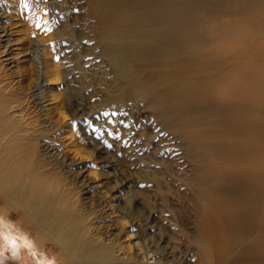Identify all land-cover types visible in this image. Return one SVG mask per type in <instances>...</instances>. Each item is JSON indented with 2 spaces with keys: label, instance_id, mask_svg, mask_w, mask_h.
<instances>
[{
  "label": "rangeland",
  "instance_id": "374dc122",
  "mask_svg": "<svg viewBox=\"0 0 264 264\" xmlns=\"http://www.w3.org/2000/svg\"><path fill=\"white\" fill-rule=\"evenodd\" d=\"M97 2L0 0V121L29 162L0 191V264H199L198 163L179 127L121 94L159 67L137 40L120 52L130 39L106 38Z\"/></svg>",
  "mask_w": 264,
  "mask_h": 264
},
{
  "label": "bare ground",
  "instance_id": "6f19581e",
  "mask_svg": "<svg viewBox=\"0 0 264 264\" xmlns=\"http://www.w3.org/2000/svg\"><path fill=\"white\" fill-rule=\"evenodd\" d=\"M94 9L103 11L107 39L115 31L130 39L120 52L137 40L145 61L159 67L121 94L138 93L179 127L198 163L199 264H264V0H98ZM7 133L0 121V166L11 169L0 176V191L8 195L20 180L16 164L29 162ZM35 195L47 201L42 189ZM28 207L46 215L39 202ZM5 238L17 248V238ZM150 257L157 254L142 264L163 262L146 263Z\"/></svg>",
  "mask_w": 264,
  "mask_h": 264
},
{
  "label": "clouds",
  "instance_id": "9594fccd",
  "mask_svg": "<svg viewBox=\"0 0 264 264\" xmlns=\"http://www.w3.org/2000/svg\"><path fill=\"white\" fill-rule=\"evenodd\" d=\"M52 264H55V261H52Z\"/></svg>",
  "mask_w": 264,
  "mask_h": 264
}]
</instances>
